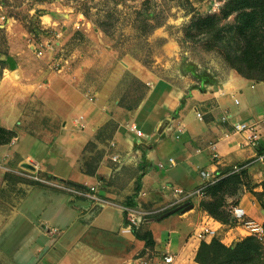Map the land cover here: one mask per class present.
Returning a JSON list of instances; mask_svg holds the SVG:
<instances>
[{"label":"crops","instance_id":"0c3cea01","mask_svg":"<svg viewBox=\"0 0 264 264\" xmlns=\"http://www.w3.org/2000/svg\"><path fill=\"white\" fill-rule=\"evenodd\" d=\"M84 58L59 72L10 63L0 73V126L12 132L0 144V264H125L145 250L176 251L205 223L226 245L243 238L201 208L206 194L146 215L137 228L127 227L119 205L156 209L175 186L197 189L205 171L226 176L231 164L259 159L264 123L256 149L225 132L262 119L264 81L234 69L202 74L167 63L157 73L129 57L104 65ZM26 158L34 169L22 166ZM90 185L107 202L70 190ZM234 205L264 220L254 199L242 195Z\"/></svg>","mask_w":264,"mask_h":264},{"label":"rangeland","instance_id":"374dc122","mask_svg":"<svg viewBox=\"0 0 264 264\" xmlns=\"http://www.w3.org/2000/svg\"><path fill=\"white\" fill-rule=\"evenodd\" d=\"M225 1L0 0V73L10 63L23 65L27 72L40 67L58 71L57 61L59 71L71 69L82 52L89 64L95 58L104 65L112 57H129L157 73L167 63L186 65L202 74L234 69L225 54L235 47L227 32L235 13L223 16ZM199 15L212 16L214 25H224L226 38L217 39L214 33L191 26ZM68 31L72 35L63 41ZM241 164L235 162L230 169ZM222 179L218 193L222 196L217 198L225 207L220 210L230 213L242 195L258 205L264 203V157Z\"/></svg>","mask_w":264,"mask_h":264},{"label":"trees","instance_id":"16d2710c","mask_svg":"<svg viewBox=\"0 0 264 264\" xmlns=\"http://www.w3.org/2000/svg\"><path fill=\"white\" fill-rule=\"evenodd\" d=\"M222 12L224 17L235 13V21L227 31L235 47L233 52L226 51V58L243 77L264 81V0H226ZM213 21L212 16L199 15L193 18L191 26L214 33L217 39L226 38L224 25H214ZM11 137L12 132L0 126V144L8 142ZM257 152L264 154V144L257 147ZM224 179L206 187L205 194L210 198L202 199L200 206L216 220L234 225L231 212L220 210L224 204L220 200L222 195L218 193L223 188ZM261 206L264 209V203ZM162 213L151 215L159 216ZM196 259L201 264H264V249L262 243L253 236L240 238L231 245L212 238L200 244Z\"/></svg>","mask_w":264,"mask_h":264},{"label":"built area","instance_id":"2783aa9c","mask_svg":"<svg viewBox=\"0 0 264 264\" xmlns=\"http://www.w3.org/2000/svg\"><path fill=\"white\" fill-rule=\"evenodd\" d=\"M39 54H42V51H40ZM59 66V62L57 61V63L54 64V68L59 71ZM197 115L200 116L201 113H197ZM261 122L264 123V115L260 121L255 120L251 122H233L231 130L229 132H225V135L228 136L230 134H240L242 137L240 143L241 146L256 149L260 140L262 139L259 127ZM130 128L139 136L144 134L142 130L134 123L130 125ZM213 148L216 150L215 144H213ZM263 155L264 154H260L258 157H256L262 159ZM213 156L217 158L219 156L218 152L215 151ZM26 161L33 163L30 158H26ZM249 164L250 162L242 163L241 165H233L230 171H228L226 174L238 173L249 166ZM1 168L2 165L0 164V169ZM203 176L205 178L204 182L193 191L184 190L179 186L173 187V197L170 198L167 204L159 208L147 210L131 204L119 205L121 210L125 213L127 227L137 228L141 223L142 217L146 215L161 213L172 208L173 206L184 204L195 197H202L205 194V189L207 186L216 183L225 175L214 171H205ZM33 177L37 180L47 182V180L41 179L38 176ZM70 190H72L75 195L82 197L91 204H103L107 202L106 198L99 194L97 185H90L86 188L76 187ZM230 212L235 220V224L232 226L240 229L244 235L253 236L262 244H264V221L249 217L246 213V210L239 205L232 206ZM217 230L218 228H212L209 226V224L205 223L189 237L183 247H180L176 251H164L160 249L152 251L145 250L142 253H137L134 257H132V259L129 260V262L125 264H201L196 259V250H198L200 244L203 241H207L208 238L217 237Z\"/></svg>","mask_w":264,"mask_h":264},{"label":"water","instance_id":"95a60500","mask_svg":"<svg viewBox=\"0 0 264 264\" xmlns=\"http://www.w3.org/2000/svg\"><path fill=\"white\" fill-rule=\"evenodd\" d=\"M22 166H23V167H26V168H29V169H34V165H32L31 163H29V162H27V161H24V162L22 163ZM263 212H264V210H263Z\"/></svg>","mask_w":264,"mask_h":264}]
</instances>
